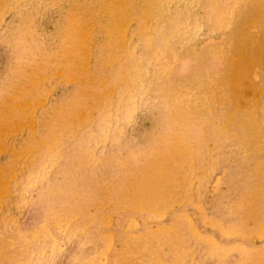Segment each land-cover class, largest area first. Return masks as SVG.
<instances>
[{
    "label": "rangeland",
    "instance_id": "obj_1",
    "mask_svg": "<svg viewBox=\"0 0 264 264\" xmlns=\"http://www.w3.org/2000/svg\"><path fill=\"white\" fill-rule=\"evenodd\" d=\"M0 264H264V0H0Z\"/></svg>",
    "mask_w": 264,
    "mask_h": 264
}]
</instances>
